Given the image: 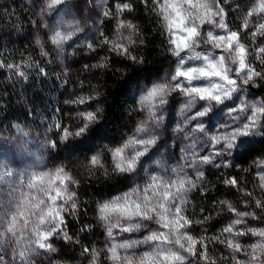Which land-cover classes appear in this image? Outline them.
I'll use <instances>...</instances> for the list:
<instances>
[{
  "label": "snow or ice",
  "instance_id": "snow-or-ice-1",
  "mask_svg": "<svg viewBox=\"0 0 264 264\" xmlns=\"http://www.w3.org/2000/svg\"><path fill=\"white\" fill-rule=\"evenodd\" d=\"M147 6L148 0H142ZM227 0H152V11L159 9L158 15L162 17V26L168 35V51L177 58L176 66L165 78L154 82L144 94L139 97V105H147L150 120H157L155 111L157 100L160 104H167L172 93L183 94L185 103L180 111L191 112L195 109L190 122L198 118H205L212 114L216 105L223 106L232 101L229 115L232 123L222 124L221 130L210 134V129L199 123L192 132L205 137L213 152L202 155L196 151L198 144L193 143L192 160L188 163L195 170L194 177L182 170L175 171L172 176L162 177L152 175L150 183L144 189H132L110 200L99 202L96 205L95 216L97 222L104 229L105 246L84 248L82 254L90 257L89 264H102L104 261L111 264H191L189 257L195 258L197 264H264V228L248 227V220L264 219V195L255 196L249 191L240 179L229 176L224 179V184L231 186L237 192L250 198L260 212L241 209L229 200L216 202L214 207L226 211L232 219L224 225L218 234L208 236L205 232L199 235L192 231L194 225H204L212 219L211 214L202 215L196 219L189 215V194L197 190L205 180V172L201 166L214 165L220 167H233L230 160L217 163V158L230 156L235 152L243 153L250 147L253 137L264 139V98L260 101L248 102L241 100L237 93L241 85L255 86L257 80L264 81V71L257 70L254 61H258L264 69V43L256 44L257 37H264V0H250L248 7L241 16L238 30H232L226 22L227 12L224 3ZM66 0H47L42 11H50L57 6H63ZM103 15L116 20L115 39L104 36L100 44L110 51L134 63H143V59L133 53L132 46L137 44L133 37L139 34L138 27L131 21L122 17L125 12L133 11L130 0H116L114 6L108 7L107 0H103ZM258 17V19H257ZM207 30L205 31V27ZM213 29L220 30L214 32ZM78 27L64 29L62 26L50 29L48 39L60 53L64 52V44L70 41ZM127 31V35L124 32ZM223 33V34H220ZM245 40L253 42V47H246ZM143 44V40H139ZM204 43L211 48L227 50L229 55L235 54L236 64L233 68L236 76L229 72L224 54L214 51H197ZM36 44L40 48V55L46 57L44 45L39 39ZM98 45L95 42L87 43L86 47L94 51ZM251 53V55H249ZM185 54V55H182ZM200 61L197 66H186L189 61ZM30 66V65H29ZM107 57L92 68H106ZM27 79L19 65L0 64ZM37 67L41 73L44 68ZM89 67V66H85ZM237 76L240 78L237 79ZM246 77V78H245ZM186 81L183 83L181 81ZM207 81V83L194 84L193 82ZM83 82H81V86ZM188 85H193L189 87ZM99 92L88 95L76 96L66 100V104L85 106L77 112L78 125L67 126L57 121L54 127L60 134V141L70 142L88 135L91 127L98 122L102 109L97 106L89 110V102L98 101ZM228 97V99H225ZM239 101V103H236ZM188 117L185 118L187 120ZM184 128H177L184 132ZM148 129L144 124H139L136 133L147 134ZM154 137H130L121 146L110 147L114 168L110 171L105 168L99 153L87 159L86 167L89 172L101 170L108 177L115 174L134 173L141 158L149 153L151 146L156 145ZM51 148H56L55 141L49 142ZM135 146L129 154L126 150ZM253 168L259 169L255 174L256 188L264 193V157L254 160L253 166L241 169L242 172H252ZM8 178L11 190L19 189L18 198L7 205L8 232L18 237L17 243L26 239L30 241L27 247L35 246L36 250L45 249L56 251L50 242L55 236L71 241L72 236L65 230V214L76 215L79 210L77 193L73 186L80 181L66 166H59L53 171L25 172L16 176L10 169L0 167V183ZM26 189V190H25ZM200 191L204 190L200 188ZM249 201H244L248 203ZM5 205L0 201V221L5 218L3 209ZM201 208V214L204 213ZM219 214V213H218ZM91 227L86 225L85 228ZM84 228L81 229L83 231ZM129 233H141L142 238L131 239L124 236ZM27 234V235H26ZM251 236L256 239L250 244H244L242 237ZM223 245L230 255L219 257L209 248L210 243ZM141 245H149L150 250L137 254L134 250ZM25 251H21V256Z\"/></svg>",
  "mask_w": 264,
  "mask_h": 264
},
{
  "label": "trees",
  "instance_id": "trees-1",
  "mask_svg": "<svg viewBox=\"0 0 264 264\" xmlns=\"http://www.w3.org/2000/svg\"><path fill=\"white\" fill-rule=\"evenodd\" d=\"M115 2L107 0V6L112 7ZM130 2L133 11L125 12L122 18L131 21L139 29V34L133 37L137 44L131 50L143 59V63H134L100 44L103 39L101 33L116 38V20L103 16L99 35L92 41L98 46L94 51L87 47L74 50L66 61L71 70V74L67 75L61 70L54 48L43 35L37 15L27 0H0V64L19 65L27 76L24 79L14 70L0 67V133L13 134L17 127L29 128L37 133L49 132L51 141L57 143L56 148H50L52 159L62 162L80 181L75 186L79 210L76 215L65 214V230L72 240H65L62 236H55L51 240L57 243L52 260L59 264H89L90 257L87 253L82 254L83 249L102 248L104 229L96 220L97 203L103 199L110 200L120 191L136 188L137 185L128 180L132 173L108 177L101 170L90 173L86 167L87 159L94 150H102L104 146L115 143L125 130L135 125L141 91L152 80L169 75L173 68V56L168 51V37L162 26V17L152 11V0H148L147 6L142 0ZM249 2L227 0L224 3L226 22L229 26L235 23L234 30L239 29L241 16ZM127 34L125 31L124 35ZM37 39L48 52L46 57L40 55ZM141 39L143 44L139 43ZM105 57L108 61L106 68L90 67L102 62ZM37 64L44 68L43 73ZM256 85L254 93L261 100L264 98V81L257 80ZM95 91L99 92L97 102L102 109L98 122L91 127L87 136L62 143L55 123L60 121L67 126L78 123L76 111L83 107L66 104L65 101ZM180 98L184 101L180 102L183 105L186 97L181 95ZM226 117L231 118L229 112ZM263 140L258 136L253 137L246 151L228 156L227 160L231 161L233 167L202 166L205 180L197 190H193L197 198L195 212L214 216L215 200L228 197L233 189L224 184V179L235 176L242 182L246 172L241 169H247L249 162L264 148ZM224 160L217 158L216 162ZM200 188L204 191L201 192ZM201 208L205 210L203 214ZM86 225L91 227L85 228ZM101 261L105 264L103 256Z\"/></svg>",
  "mask_w": 264,
  "mask_h": 264
},
{
  "label": "rangeland",
  "instance_id": "rangeland-1",
  "mask_svg": "<svg viewBox=\"0 0 264 264\" xmlns=\"http://www.w3.org/2000/svg\"><path fill=\"white\" fill-rule=\"evenodd\" d=\"M158 2L162 4L163 0H158ZM27 3L29 7L32 8L36 13L37 18L39 20V24L42 29V33L44 36H46L47 39L51 34L50 29L59 26H62L64 29L69 28V26H72L73 28L78 27L79 30L74 33L72 39L64 44V52L62 54L52 45L61 70L67 75H70L71 70L69 69L66 63L69 55H71L72 52L76 49L86 47L87 43L92 42L99 35L101 19L104 16L103 0H66V3L63 6H57L56 8H53L50 11H42L46 6L47 0H27ZM158 11L159 9L157 8V11H155V13H158ZM235 25V23H232L229 27L234 30ZM207 27L210 26H206L205 31L207 30ZM213 31L219 32L220 30L213 29ZM244 42L250 45V47L254 46L253 42L249 40H245ZM255 43H264V37H257ZM206 50H212L211 45H201L199 48H197V51ZM213 51L217 54H223L221 49H214ZM172 61L173 70L176 66L177 58L173 56ZM200 63V61L193 60L189 61L186 66H197ZM254 63L257 70H261L259 62L254 61ZM167 76L168 75L163 76L162 78H165ZM162 78L152 80L150 83L146 84L144 89L141 91L139 97L144 94L145 91L150 88L154 82H157ZM181 81L183 83H186V81H183V78H181ZM193 83H207V81ZM255 87L256 86H245L241 89L239 93H237V95L241 100H246L248 102H258L260 101V99L255 96ZM181 95L183 94L172 93L167 98L169 102L166 105L157 107L155 109L158 115L163 114L165 116V135L163 139H160L157 144L150 149L148 154L141 158V161L137 167V171L132 173L131 176H129L128 180L130 181V183L134 182L137 185L136 189H140L142 191L144 187L151 182L150 177L152 175L159 174L164 177H169L172 175L170 169L172 167H175L178 163L182 162V157L184 156V152H182V149H185L192 142V137H185V132H189L193 128H195L197 124L203 123L206 128L211 130V134L220 131L222 124L232 123L231 118L228 119V117H226V113L229 112L228 110L233 104L232 101H228L223 106H214V112L208 117L198 118L197 120L185 125V118L194 115L195 109L191 112L182 113L180 111L182 107V104H180V102L184 101L180 98ZM236 103H239V101H236ZM97 106L100 107L99 102H89V110H95ZM81 109H78L76 111V118L77 112ZM138 110L139 111L136 112L134 118L135 125L132 128H130L129 130H125L122 133L121 138L115 143L104 146V149L102 150H94V152H92V154L90 155L92 156L94 154L99 153L101 155V160L102 163L105 165V168L109 170L114 168V162L111 153L107 150L108 148L121 146L130 137L140 138L141 136H144L146 138L147 134L136 133V128L139 124H141L142 121L146 120L148 117L147 105H139ZM78 123L72 124L71 126L75 127L78 125ZM149 123H151V121H149ZM177 125L182 126L185 129L184 132H173L172 129H174ZM194 136L205 138L199 133H195ZM49 142H51V135L49 132L37 133L31 131L29 128L24 127H17L13 134L0 133V167L10 169L15 173L16 176H19L21 173H25L30 170L53 171L59 166H64L62 162L55 161L54 159H52L50 154L51 147L49 146ZM134 148L135 146H130L129 149H127L126 151L131 154ZM196 151L200 152L202 155H210L212 154L213 149L207 143H198ZM227 157L228 156L224 157L223 159L227 160ZM262 157H264V148L260 150L256 157L249 162V167L253 166L254 160H258ZM187 171L189 175L193 176L194 172L192 169L189 168ZM258 171L259 169L253 168L252 172L244 173V178L242 181L243 183L241 182V184L249 191L255 192L256 197L264 195V193L260 192L256 188L255 174ZM8 184L9 180L8 178H6L3 183H0V189L7 188ZM203 186L201 187L203 188ZM73 187L75 189V186ZM132 189L134 188H127L124 191H120L113 197L120 196L126 192L131 191ZM108 199H103L99 202H103ZM189 199L191 202L188 209L189 215H192L196 219L201 218L202 215L195 212L194 210L195 202L197 200L195 196V191H192L189 194ZM221 200L232 201L237 205V207L247 211L257 213L260 212V210L256 209L254 204L250 202V198L242 195L235 189L231 190L228 197H218L215 200V204L216 202ZM244 201L249 202L244 203ZM215 204H213V206ZM213 210L214 216H212V219L208 220L207 223H205L204 225L193 226L192 231L194 232V234L199 235L201 232H205L208 236L218 234L221 228L226 225L230 219H232V217L229 216L226 211H221L219 207H216ZM247 226L252 228H264V219H249ZM124 236L131 239L142 238L141 233H129L124 234ZM255 239V237L245 236L241 238V241L244 244H250L254 242ZM51 243L53 247L57 250V243L53 241ZM101 243V247L103 248L106 243L105 233L103 239L101 240ZM209 248L216 254L217 257L221 255H230L228 249H226L221 244L212 242L210 243ZM148 250H150L149 245H141L134 251L137 254H140L143 251ZM55 253L56 251L52 252L45 249H39L37 253L31 257V264H59L58 262L52 260L55 258ZM0 256H3L4 260L8 261V264H25L24 261L13 260L11 246H9V248L5 249L3 252H0ZM189 260L191 261V264H197L195 258L189 257ZM105 264H111V262L105 261ZM221 264H228V262L221 261Z\"/></svg>",
  "mask_w": 264,
  "mask_h": 264
},
{
  "label": "clouds",
  "instance_id": "clouds-1",
  "mask_svg": "<svg viewBox=\"0 0 264 264\" xmlns=\"http://www.w3.org/2000/svg\"><path fill=\"white\" fill-rule=\"evenodd\" d=\"M209 3H212V0H209ZM201 45H206L202 43ZM246 47H250V45L246 44ZM212 50H206V51H213L214 48H211ZM62 54V52H61ZM225 56V61L228 64L229 72L231 75L236 76L237 74L234 71V64H236V56L235 54L229 55L227 50L223 53ZM251 55V53H249ZM261 71H264V69H261ZM240 77L237 76V79ZM246 78V77H245ZM189 87H192L193 85H188ZM246 85H241V89L245 87ZM258 86V85H255ZM225 99H228V97H225ZM166 104H160L159 100H157V106H164ZM229 111V110H228ZM149 116V113H148ZM192 117L189 116L187 120H184V124L187 125L190 123ZM151 121V123H149ZM164 122H165V116L163 114L158 115L157 120H150L148 117L146 120L142 121L141 123L145 125V127L148 129L147 136L149 137H154L156 141L158 142L160 139H163L165 135V128H164ZM199 125H196L195 128H197ZM177 128H183L182 126L177 125L174 129H172L173 132H177ZM194 129V128H193ZM185 137H192V142L185 148L182 149V152H184V156L182 157V162L178 163L175 167H172L170 169L171 174H173L177 170H182L185 173H187L188 169H191V165L188 163L189 161L192 160V150L190 146L193 143H205V138H201L198 136H194V133L191 131L185 132ZM63 143V141H61ZM157 144V143H156ZM155 146V145H153ZM151 146V148L153 147ZM231 155V153H229ZM151 163V162H150ZM138 167V166H137ZM202 167V166H201ZM195 173V170L192 169ZM137 171V170H136ZM135 171V172H136ZM28 173L31 172H39L35 170H30L27 171ZM128 174V173H125ZM159 175V174H156ZM162 176V175H160ZM172 176V175H171ZM164 177V176H162ZM11 185L8 184L7 188L5 189H0V201H3L5 208L3 211L5 212V218L3 221H0V252H3L5 249L9 248L11 246V253H12V258L13 260L17 261H24L25 264H31V257L37 253V250L35 246L27 247L30 244L29 240H25L22 243H17L18 237H16L14 234H10L8 232V210H7V205L10 201L14 202L18 196H19V189H13L11 190ZM27 235V234H26ZM25 251V255L21 256V251ZM0 264H8V261L4 260L3 256H0Z\"/></svg>",
  "mask_w": 264,
  "mask_h": 264
}]
</instances>
